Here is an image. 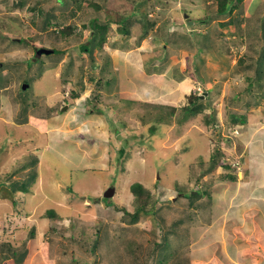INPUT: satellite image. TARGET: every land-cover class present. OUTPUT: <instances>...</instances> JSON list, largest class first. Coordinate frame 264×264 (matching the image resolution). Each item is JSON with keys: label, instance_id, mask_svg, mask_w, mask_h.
Wrapping results in <instances>:
<instances>
[{"label": "rangeland", "instance_id": "1", "mask_svg": "<svg viewBox=\"0 0 264 264\" xmlns=\"http://www.w3.org/2000/svg\"><path fill=\"white\" fill-rule=\"evenodd\" d=\"M94 1L102 6L107 5L105 0ZM113 1L114 8L117 5V9H121L123 1ZM154 1H156L155 8L151 15L159 16V11L166 9L164 17L162 20L159 18L157 25L148 29V33L144 39L141 38L140 42L137 37L143 35V32L138 23L130 24V31L127 34H121L119 30L115 29L113 23L108 24L109 30L105 34L106 42L102 50L110 58L109 65L111 67L109 68L112 70L115 66L117 67L116 79L111 83L104 81L107 79V72L99 73V66L102 63L99 53L101 54L102 50L97 46L94 47L92 53L96 59V68H92L90 52H87L86 48L82 51L79 47L81 43H86L92 34L90 27L86 26L91 15V8L86 0L74 3L67 8L62 6L63 3L56 2L58 8L51 9L54 15L49 14V18L40 10L29 9V3L17 9L1 10L0 90L6 85L8 86L0 91L2 112L10 102L7 97L11 96L13 100L16 98L14 102L17 100L20 101L18 103L28 102L27 106L29 107L24 106L26 108H32L30 104H34V102V107L39 109L47 104L60 105V109L56 110L57 113L54 112V114L68 116L67 114L80 113V115L86 116L85 114L90 110V104L87 103L88 100L86 102V99L91 97V94L86 97L84 106L81 107L83 103L80 102L82 101V98L79 97L80 93L85 88L91 93L90 90L95 88L94 81L100 80L99 98L96 102L103 109V113L94 124L96 128H101V125L105 126L108 121L113 124L104 139L106 142L105 151L110 159L108 163H111L112 166L109 171H92L84 162H78L84 166L76 169V163L73 161H69V163L57 161L53 163L56 166L54 173L58 175L61 172L62 175V172L70 171L71 182L65 179L67 183L63 188L61 182L57 180L55 188L51 185L52 180L50 179L41 182L40 187L36 188L37 184L34 179L29 183H32V186L26 193L19 189L20 184H15L17 191L15 206L12 202L14 195L9 189V181L15 177L18 178L17 174L24 169L22 168L24 166L23 156L31 146H27L23 142L16 148L13 145L15 139L11 134L14 131H12L10 123L1 122L0 118V243L11 242L10 236L3 239L7 237L10 226H15L17 229L16 234L15 232L12 234L15 235V239H21L29 226L33 227L39 223L36 216L42 217L41 215L48 208L53 209L57 214L54 218L57 224L71 225L68 229L69 235L78 234L74 238L75 242L72 243L75 259L74 262L72 259L70 260L68 253L69 264H128L127 256L130 255L127 254L128 250L123 249L127 247L125 242L131 240V236L143 243L153 239L160 242L164 237H169L172 231L173 238H175V226L181 228L178 230L181 231L178 232L181 237L189 238L192 253L187 251L188 258L184 264L224 263L215 246L218 247L219 238L222 241L225 239V241L234 242L239 232L235 227L233 229L234 223L231 221L222 229L220 221L223 222V216L222 214L216 216V209L222 210V213L225 214L230 213L229 220L232 214L246 213L251 210L254 204V199L251 200V198L255 197V190L264 186V102L261 100L256 105L246 108L242 106L244 101L241 99L239 106L228 105L226 99L233 93V88L238 89L247 83L244 71L234 68L236 61L245 56L248 43L247 29L244 23H241L237 29L233 21L219 25L217 22L219 19H214L209 24H206L205 21L198 23L201 16H205L204 20H206L209 14L205 12L207 6L203 5L204 0ZM260 1L262 0H250L247 9L252 11ZM48 2L53 3L55 0H48ZM43 4V1L40 2L36 8L42 7ZM182 6H186L189 10L181 15ZM171 10L172 13L169 14ZM234 15L235 12L232 17ZM181 16L185 18L190 16L193 19V29L198 36L207 31H213L211 35L214 36V39L210 48L201 50L195 44L190 46L180 40L176 43H169L163 37L154 34L157 26L166 19H168L167 27H170L166 29L167 31L175 28L174 30L181 32H191L190 25H186L180 18H177ZM134 17L140 18V14H135ZM39 25H45V29L40 30L41 38L34 40L38 35ZM63 26H69L71 29L66 40L58 42L47 40L51 29L58 30ZM19 39L21 40L19 41ZM223 39L227 41L225 44H228L231 55L218 53L217 49L222 46ZM35 47L56 48L57 50L53 53L41 54L38 58L30 60L32 55L34 56ZM213 48H216L217 52H214ZM60 49L63 50L61 54ZM6 50L9 52L5 53ZM118 50L125 52L119 53ZM56 58L57 60H55ZM119 58L125 59V61ZM157 69H162L160 71L162 73L156 72ZM185 69L188 72L181 77H185V79L181 80L179 73ZM250 73H252V69ZM90 76L95 80L90 79ZM146 81H150V83ZM262 81L264 84V77ZM24 83L26 86L22 87ZM198 86L199 92L201 90L208 92L205 99L202 100L203 111L193 115L183 112V107L188 103V94L195 91ZM73 90L78 93L75 97H72ZM262 90L264 91V88ZM198 91L196 90V92ZM77 97L79 98L77 99ZM75 99L78 102H74ZM228 113L245 115V122L240 123L243 129L237 126L238 124L235 125L241 131L237 136L230 134L223 127L230 121ZM5 114L3 112V115ZM206 114H212L210 119L205 117ZM237 114L234 116L237 117ZM156 118L159 120L161 118L166 122L159 121L152 129L151 125L155 124ZM220 119L223 121L222 131L232 140L229 143L232 145L230 148L226 147L227 145L221 148V154L224 155V150L227 153L224 160H230L232 165L243 157V162L240 164L242 172H237L240 182H236V186L233 181L221 178L223 172H228L227 170L216 169L211 172L206 170V164L214 155V146L219 143L218 134L220 132L214 131L216 126L214 122H221ZM77 125L85 132H88L90 128L88 123L82 120L78 121ZM16 133L17 131H15ZM93 140L88 142L91 143ZM21 146L27 147L22 148ZM242 147H244V151ZM21 149L23 150L21 151ZM36 149L38 147H32L31 150ZM25 157L30 159L29 155ZM46 158L50 160V156L46 155ZM74 159L77 158L74 157ZM248 159H252L254 162H247ZM246 162L247 164H245ZM72 166L75 168L72 169ZM202 170L204 173H201ZM8 176L10 178L7 179ZM133 182H141L147 188L150 197L147 201L145 200V203L142 199V203L144 209L149 208V211L139 210V219L133 224L134 229H128L121 225L125 224L124 219L129 220L130 213L134 212L137 206L136 193H133L130 187ZM38 183H40L39 178ZM74 184L81 187L82 191L80 189L77 191L83 197L80 194L75 195L78 193L74 190ZM109 185L115 186V193L112 197H103L102 192ZM100 186L101 194H98L99 190L97 191V189ZM196 186L207 188L211 196L218 194L219 190L224 194L225 200L216 199L214 201L216 207L209 211L211 199L204 195L202 196L204 205L200 209L195 208L191 218L186 219V214L192 209L191 206H188L191 196L186 194L187 198H185L183 195L189 188ZM69 187H72L71 193L74 196L67 191ZM147 191L144 192V196ZM193 191L196 189L193 188V194H191L192 198H195L196 195ZM200 192L203 193V190L201 189ZM201 193H197L199 194L197 196H200ZM259 193L262 194L258 200L264 207V187L260 189ZM95 196H99L103 203L97 202ZM53 201L55 203L49 204ZM105 203L110 208L113 205L115 207L108 212L110 208H106ZM101 205L103 208L98 214H101L103 219H100L97 214ZM86 208L90 210L87 215H76V212H82ZM157 211L163 218L160 222L157 219L159 212L155 213ZM209 213L215 215V225L219 227V231L216 228L212 231L214 235L210 232L212 229L208 230L205 226L206 223L200 220L201 216H206ZM44 218L47 219L46 216ZM69 218H72V221ZM89 218H93V225L91 220H88ZM255 219L254 224L256 225L264 221V219ZM99 220L102 221L99 222ZM108 222L111 226L103 227ZM196 222L197 224H194ZM188 225H191L189 227L191 228L190 235L186 234ZM60 227L55 224L51 225V229H55V231ZM262 227H264V222ZM3 228H5V234H2ZM41 230L39 229V231ZM17 231H19L18 235ZM61 231L63 230L61 229ZM261 234L264 233L258 232V237L254 236L253 239L260 238ZM223 235L224 238H222ZM42 237L39 234V238L45 239ZM105 240L107 241L103 244ZM147 242L142 244L147 246L150 244ZM111 244L119 248V254L123 253L127 262L120 261L122 258L118 253L114 258L112 257ZM201 246H205L207 249H202ZM209 248L211 251H207ZM257 251L261 252V248L259 247ZM51 252L54 254L53 251ZM157 253L160 255L158 259L154 258L153 262L148 263L147 257L144 264H173V261L165 256L163 250ZM53 257L54 264H58L59 256Z\"/></svg>", "mask_w": 264, "mask_h": 264}, {"label": "trees", "instance_id": "2", "mask_svg": "<svg viewBox=\"0 0 264 264\" xmlns=\"http://www.w3.org/2000/svg\"><path fill=\"white\" fill-rule=\"evenodd\" d=\"M42 1L44 2L42 7L36 8L37 4H39ZM80 1L82 0H55V2L49 3L48 0H0V5H1L0 12L2 9L7 10L8 8H11V10H13V9L23 7L27 3H29L28 5L29 9H33V10L36 9L38 11L40 10L41 13H43L49 18V14L54 15L51 9L54 10L58 8L56 2H58L59 4L63 3L64 5L62 6L64 8L65 7L67 8L68 6L71 7V5L74 3H80ZM86 1L91 8L90 20L88 21V24L86 26L90 27V29L92 30V34H91V37L87 39V42L81 43L79 47H80V50L82 51L86 48L87 52H90V65L91 66H94L95 61H96L95 56L92 53L94 47L97 46V48L102 50L103 45L106 42L105 34L106 32L108 33V30H109L108 24L113 23L115 25V29L119 30L121 34H127L130 31L129 25L132 23H138L139 27H141L142 32H143V35L137 37L138 42H140L141 38H143L148 33V29L153 27L157 23V20H159V18L160 20L163 19L164 12L166 11V9H161V11H159L158 13L159 16H152L151 12L154 10L155 8L154 4L156 3V1L154 0H138V1L122 0L123 2L122 1L121 2L123 5L121 9H117V5L114 8L115 4L113 5V2H114L113 0H105L107 2V5L105 6H102L100 3L95 2L94 0H86ZM204 1H203L204 2L203 5L207 6V9L205 12L209 14L206 20H204L205 16H201L199 18V20L201 21L198 20L197 21L198 23L205 21L206 24H209V22L213 21L214 19L216 20L219 19V21H217L219 22L218 23L219 25L227 24L230 21L231 22L233 21L237 29L241 23L242 24L244 23V26L247 29L248 43H247V50L244 54L245 56L243 58H239L238 59L239 61H236L239 64L236 63V66H234V68H237L236 70L240 69V71L242 70L244 71L245 79L247 83L245 86H242L238 89L237 88L232 89L234 90L233 93L230 94L226 98L228 101L227 103H229L228 105L239 106L241 103V101H239L240 99L244 101L242 103V106L246 108H249L251 105H256L257 103L261 102V100L264 102V91L262 90V88H264V84H262L263 82L262 78L264 77V71H262L264 69V0L257 2V4L252 9V11H249L247 9L250 3V0H204ZM203 5H200V6H203ZM187 10L189 9H187L186 6H182L181 13L186 12ZM234 12H235V15L234 17H232V14ZM171 13H172V10L169 12V14ZM135 14H140V18H135L134 17ZM180 18H181V21L184 22V19H182V17ZM225 18H227V20H225ZM167 24H168V20L162 21V24L161 23L159 24L154 34L157 36L159 35L160 37H165L166 41L169 43L171 42L176 43L180 40V41H183L184 43L189 44L190 46H193L195 44L201 50H207L208 48L211 47L213 43L214 36L211 35L213 31L212 32L207 31L200 36H198L195 30L192 33H190L189 31L181 32L180 30H174L173 32H167L166 30ZM44 29H45V25L43 26L39 25L38 35L34 38V40H36V38H41L40 30H44ZM50 31H51V34L47 36V40H49L50 42H53V41L58 42L59 40H63V39L66 40L67 35L71 32V29L69 28V26H63V27H60L58 30L51 29ZM0 32L2 33V30ZM20 40L21 39H19V41ZM226 42L227 41L223 39L222 46H220L217 49L218 53L221 55L222 54L231 55V53L229 52L228 44H225ZM53 49H54L53 52L57 50L56 48H53ZM213 50L214 52H217L216 48H213ZM59 51L61 54L63 50L60 49ZM105 53L106 52L104 50H102L101 54L99 53L100 59L102 61V64L100 65L101 69L99 70V73L101 74L103 72L104 73L107 72V79H105L104 81L106 83H111V82H114V80L116 79L117 67L115 66L112 70L109 68L111 67V65H109L110 58ZM33 57L34 56L32 55L30 60L36 59L35 57L34 58ZM55 60H57V58ZM251 69H252V73H250ZM161 70L162 69H157L156 72H160ZM187 72H188L187 69L180 72L179 78L184 76V74H186ZM175 75L178 76V74H175ZM90 79H94V77L90 76ZM94 84H95V88L91 90V93H90L91 97L88 98V104H90L89 105L90 112L98 111V108H96V105H97L96 100L99 98L98 88L101 86L100 80H95ZM77 94H78L77 91L75 90L72 91V97L77 96ZM206 96L207 95H205L204 97H200V95L196 92V90L191 91L187 96L188 103L187 105L183 107L182 111L191 113V115L202 112L204 109L202 105V100L203 98L205 99ZM127 101L133 102L131 100H127ZM22 103L27 104L28 102L23 101ZM34 105H35V102H34ZM42 107L47 110L45 117L51 115L56 110L60 109L59 108L60 105H57V106L43 105L41 106V108ZM170 113H172V111H170ZM231 114L233 113H228L229 119H230V121L228 119L229 121L228 123L231 126L237 123L245 122L244 121L245 115H243L242 113L241 114L234 113V114H237V117H235L234 114L231 116ZM211 116L212 114H206L205 117L210 119ZM160 117L163 118L162 116ZM161 118L160 120L156 118L155 124L151 125L152 129L155 128V125L159 121L162 123L166 122V121H162L163 119L161 120ZM218 137H219L218 141L220 143V140L222 137L220 134H218ZM214 147H215L214 155L211 157L210 161L206 164V170L208 171H211L215 167L217 163L216 160L222 156L220 147H218V145H215ZM223 167L229 168V165L223 164ZM201 173H204V171L202 170ZM35 175H36V169L34 168V169H30L28 171L23 172L22 177H18L17 180L12 179L9 181V189L12 191L14 195L13 203L15 206H16V192H17L15 184H20L21 186L19 187V189H21L23 193L24 192L26 193L30 190V186L32 184V183L31 184L29 183L33 181L34 179H36ZM8 178H10V176H8L7 179ZM221 178H223V180L225 179L228 181H234L236 176L233 173H229V174H223ZM130 187L133 193H136L135 199L137 201V206H136L135 211L130 213L129 220L127 219L128 220L127 221L124 219L123 222L125 224L121 225L122 227L124 228L126 227L128 229H132L134 226L133 224L138 221L139 219L138 211L139 210H143L144 212L149 211V208L144 209L142 199H144V203H145V200L147 201V199L150 197L149 192L146 190L147 188L143 186V184H141L140 182H134L130 185ZM200 190L201 189L196 188V191L194 193L196 195L195 198H192V195H191L193 194L192 188H189L188 191H186V193H184L183 195L185 198H187L186 194L191 196L188 206H191L192 209L188 214H186L185 216L186 219L191 218V215L195 208L200 209V207L204 205V198H202V196L206 195L208 199L211 197L209 190L204 189L205 194L201 193ZM145 191L147 192L144 196ZM197 193H201V195L197 196L199 195ZM85 210H87V208ZM52 211L54 210L53 209L45 210L47 214L52 213ZM158 212L159 211L155 213H158ZM161 216L162 215L159 212L157 214V219L159 220V222L163 220ZM92 223H93V220H92ZM51 224H54V223L52 222ZM194 224H197V222ZM191 225H188V232L186 233L188 235H190L191 228L189 227ZM180 229L181 228L178 226L174 227L175 238H173V231H172L171 232L172 237L171 235L169 237H164L160 242H156L154 239L151 241L147 240L148 242L145 240L147 243H150L147 246L143 245L146 242L143 243L142 241L137 240V238H133L131 236V240H128V242H125L127 247L123 249L126 251L128 250L127 254L130 255V256H127L129 258L128 264H139V263L144 264L145 258L147 257H148L147 262L151 263L153 262L154 258L156 260L160 257V255L157 252L161 250L165 252L166 257L168 256V258L171 261H173V264L186 263L187 262L186 260L188 258L187 251L191 252L190 243H189V238H187L186 236L184 237L180 236V233H178V232H181V231H178ZM52 230L53 229L51 228H47L45 233H50L49 231H52ZM104 231L106 232V230ZM182 232L184 233V231ZM36 234L37 232L35 230V225H34L33 227L29 228L26 236L22 238L19 246H17L16 248L14 245H11V243L10 244L4 243V242L0 243V264L5 263L8 258L13 259V260H18V261L24 258L28 251L25 245L26 243H28L30 239L35 238ZM77 236L78 234L64 235L62 238L64 239L65 237L66 239L65 243L61 240V243H62L61 250L66 254L69 253L70 260L72 259L73 262L75 259L74 258L75 254L72 249V246H73L72 243L75 242L74 238H76ZM106 241L107 240H105V242L103 241V244H105ZM48 243H51L53 245L56 243L54 240V236L52 234H50V236L48 237ZM118 249H119L118 247L111 244L110 253H113V256L117 253L119 254ZM119 256L122 258L120 261L127 262L126 261L127 258H125V255H123V253H120Z\"/></svg>", "mask_w": 264, "mask_h": 264}, {"label": "crops", "instance_id": "3", "mask_svg": "<svg viewBox=\"0 0 264 264\" xmlns=\"http://www.w3.org/2000/svg\"><path fill=\"white\" fill-rule=\"evenodd\" d=\"M163 39L166 40L165 37H163ZM7 52L9 51H5V53ZM118 52L121 53L125 51L118 50ZM119 59H121L122 61H125V59H122V58H119ZM95 65L92 66V68L93 67L96 68ZM134 67H137V66H134ZM100 69L101 67L99 66V70ZM158 73H162V72H158ZM182 79H185V77L181 78V80ZM147 83H150V81H148ZM6 87L8 86L6 85L0 91H3ZM82 91L80 93L81 95L79 96L82 98V101H80L81 104L83 103L81 107L84 106V101L86 97H88L90 94L88 92V89L86 88ZM79 97H77V99ZM7 98L9 99L10 102H8L9 105L4 108L3 112L6 113L5 115H3L2 109L0 108L1 122L4 121V122L10 123L11 129L12 131H14L11 134L13 138L15 139L13 141L15 144L13 143V145L16 148H18L17 147L18 144L23 143V142L26 143L27 146H31L29 150L26 149L27 152H25L23 156L24 166H22V168L24 169L19 171V173L17 174L18 177H22L23 172L35 168L36 169V175H35L36 179L34 181H36V184H37L36 188L40 187L41 182L47 181L50 179L52 180L51 185L54 186L55 188L57 185V182H56L57 180L61 182V185L64 188L66 187L65 183H67L65 179L71 182L70 171H68L67 173L62 172V175L60 172L58 175H56L54 173L56 166L53 163L57 161H60L62 163H69V161H73L76 163V169L83 168L84 166V165L78 164V162H84L88 164L89 169L92 171L101 172V171H109L111 169L112 167L110 165L111 163H108L110 159L108 158L107 152L105 151L106 142L104 139H106V136L108 135L107 133L110 130V127H112L111 125L113 123L108 121V124H106L105 126L101 125V128L95 127L94 122L103 113V109L100 108L98 105H96V108H98V111L90 112L89 110V112L85 114L86 116L80 115V113L67 114L68 116L66 115L64 116L63 114H56L57 111H55L56 112L55 114L53 112L51 115L45 117V114L47 113L46 109L36 108L33 106L34 105L33 103L30 104L32 105V108L31 107L26 108L24 106H27V104L25 103L23 104L22 102L18 103L20 102L19 100H17V102H14L16 101V98H14V100L11 96ZM77 99H75L74 102H78ZM87 100L88 98L86 99V102ZM16 103H17V106H16ZM81 120L85 121V123H88V125L90 126L88 132L83 131V128L77 125V122ZM15 131H17L16 134H15ZM18 131L20 132L18 133ZM88 137L89 139H87ZM89 140L90 141L93 140V141L89 143L88 142ZM27 146L25 147L21 146V147L26 148ZM34 146L38 147V149L32 151L31 149L32 147L35 148ZM22 150L23 149H21V151ZM242 150L244 151V147H242ZM243 153L245 154V152ZM26 155H29L30 159H27L25 157ZM46 155L50 156V160H47ZM71 155H73L77 159H74V157H72ZM241 161L243 162V157H241ZM247 162L253 163L254 160L248 159ZM247 162L245 164H247ZM72 167H73L72 169L75 168V166H72ZM38 178H39L40 183H38ZM54 178L56 179L55 181H54ZM17 179L18 178L15 177L14 180H17ZM233 182L235 183V186L237 184L236 182H240L239 175L235 178ZM262 187L264 186H261L259 189L255 190L256 195L255 197L251 198V200L254 199V204L251 210L246 213L240 212V214L238 213L232 214V217L229 220L230 213L227 212L225 214V213H222V210L216 209L217 210L216 216L221 215V214L223 216L222 217L223 222L220 221V223L222 224L221 225L222 229H223V226L225 228V225H228L229 221H231L234 223L233 229L235 227L236 231L239 232V235H237V238L235 237L236 240L234 242L225 241V239H223L222 241L219 238L220 242L218 243L217 248L215 246V249L219 252V255L222 261H224L223 264H264V234H261L260 238L256 240L253 239L254 236L258 237V232L261 231L264 233V227H262V223L264 221L263 222L261 221L259 225L254 224L256 222L255 218H257L258 220L264 219V207L261 205V203L258 200V197L262 194V193H259ZM80 188L81 187L79 185L76 186L74 184V190L77 191ZM100 188L101 186L97 189V191L99 190L97 192L98 194H101L100 190L102 188L101 189ZM67 191L71 193L72 187H69ZM80 191H82V189H80ZM77 193L78 194H75V195L80 194L78 191ZM71 195L74 196V194L72 193ZM13 199H14V196H12V202H13ZM210 199L211 201L209 202L211 203V205L209 207V211L211 208L214 209L216 207L214 206L215 204L214 201H216V199L225 200L224 194L220 193L219 190H218V194L211 196ZM55 201L50 202L49 204H53L55 203ZM102 208L103 206L101 205L100 208L97 210V214L99 211L102 210ZM88 211L90 210L87 209L82 212H76V215H87ZM46 212H44V214L41 215L42 217L40 216L37 217L39 221V223L35 225V230L37 234L35 238L30 239L28 243H26L25 246L27 247L26 249L28 251L25 257L22 258L20 261L8 258L7 261L2 264H54L55 261L54 262L52 261V258H54L53 256H57V257L59 256L57 258L58 264H69L68 259H67L68 253L66 254L61 250V244H62L61 240L65 243L66 239L65 237L63 239L62 237L64 235H69L68 229L69 227H71V225L70 224L69 225L68 224L66 225L58 224L57 225V222L54 221V218L57 216L55 211H53L50 214L49 213L47 214ZM108 212H110V209ZM44 216H46L47 219H45ZM214 216L215 215L209 213L205 217L201 216L200 218V220L206 223L205 226H207L208 230L212 229L210 232L213 235L214 233L212 231L214 230V228H216L219 231V227L215 225L216 221H215ZM98 217L100 219L104 218L101 214H98ZM69 219L71 220L72 218H69ZM88 220H91V224H92L93 218H89ZM52 222L57 226H61L60 229L59 230L57 229V231L53 229L54 231L52 230V231H49L50 233H45L47 228H51L52 224L50 223ZM110 226L111 225L108 222V224L107 225L105 224L103 227L106 228ZM201 226L203 225L201 224ZM4 229L5 228H3L2 234H5ZM39 229H42V230L39 231ZM61 229L63 231H61ZM16 230L17 229L15 226H10L9 233H8L9 235L7 234V237L3 238V239H7L8 236H10L11 242L9 243H11V245H14L15 248L19 246L20 241L22 240L24 236H26L27 231L29 229H27L26 233L24 234V236L21 237V239H18L20 241L15 239V235H12ZM18 234H19V231H17V235ZM39 234H41V237L43 236L42 238H45V239L39 238ZM50 234L54 236V240L56 242L54 245L51 243H48V237L50 236ZM224 237L225 236L223 235L222 238ZM3 241L6 242V240H3ZM201 247L202 249H207L205 246H201ZM259 247L261 248V252L257 251ZM51 251H53L54 254H52ZM56 251H58V254H56ZM207 251H211V248H209ZM115 255L112 257L114 258Z\"/></svg>", "mask_w": 264, "mask_h": 264}, {"label": "clouds", "instance_id": "4", "mask_svg": "<svg viewBox=\"0 0 264 264\" xmlns=\"http://www.w3.org/2000/svg\"><path fill=\"white\" fill-rule=\"evenodd\" d=\"M186 1H188V0H186ZM183 14H185V12H183ZM181 15H182V13H181ZM182 17V19H184V22H185V24L186 25H190L189 26V28H190V33H192L193 31H194V29H193V27H191V26H193V19L190 17V16H188V18H185V17H183V16H181ZM177 18H180V17H177ZM166 20H168V19H166ZM180 20H181V18H180ZM188 20H191V23L190 24H188ZM173 22H174V20H173ZM157 25V24H156ZM174 25V24H173ZM172 25V26H173ZM158 27V26H157ZM170 27H167V29H169ZM175 29V28H174ZM174 29H171V30H168L167 32H173L174 31ZM143 39H144V37H143ZM54 50V49H53ZM36 58V57H35ZM198 89H199V86H198V88H196V90L198 91ZM202 91V90H201ZM200 91V92H201ZM200 92L198 91L197 93L200 95V97H204L205 95H207V90L206 91H202V94H200ZM204 92H206V93H204ZM203 95V96H202ZM219 121H221V122H214V124L216 125L215 127H214V131H218V132H220V134H221V140H220V143H216V145H218V147H220V149L221 148H224V146L225 145H227L226 147H228V148H230L232 145H230L229 143L230 142H232V140H231V138L229 137V136H226V134H224V132L222 131V125H223V121L220 119ZM238 124V125H237ZM237 124H234L233 126H231L229 123H227V124H224L223 125V127L225 128V130L226 131H228L230 134H232V135H235V136H237V135H239L240 133H241V131H240V129L239 128H237L235 125H237V126H240V128L241 129H243L242 127V124H240V123H237ZM231 136V135H230ZM229 144V145H228ZM224 152V155L222 154V156L221 157H219L217 160H216V165H215V167L211 170V171H214V170H216V169H219V171H222V170H227L228 172H226V171H224L223 172V174H229V173H233L236 177H237V172H242L241 170H242V167H240V164L242 163V161H241V159L240 160H238V161H236L234 164H230V160H228V161H226V160H224L225 159V155L227 154L226 153V151L224 150L223 151ZM228 155H229V151H228ZM223 164H227V165H229V168H225V167H223ZM233 167V168H232ZM223 168V169H222ZM210 171V172H211ZM234 172H236V173H234ZM134 183V182H133ZM141 183V182H140ZM198 184V183H197ZM114 186V185H113ZM112 185H109V186H107L106 188H105V190L108 188V187H112L113 188V193H112V195L111 196H109V197H112L113 196V194L115 193V186L113 187ZM130 188V187H129ZM193 188H197V189H202L203 187L201 186H196V187H192V189ZM204 189H206L207 190V188H203V194H205V190ZM208 189H210V187H208ZM104 192V191H103ZM103 192H102V196H103ZM193 192H195V191H193ZM211 195V194H210ZM82 196V195H81ZM118 196H120V195H118ZM83 197V196H82ZM96 197V199H97V202H101V200H100V197L99 196H95ZM104 197V196H103ZM120 199V198H119ZM101 203H103V202H101ZM105 205H106V208H110V206L107 204V203H105ZM115 207V205H113V206H111V208H110V210H112L113 208ZM20 209V208H19ZM48 209V208H47ZM20 211H22V209H20ZM24 211V210H23ZM45 212V211H44ZM203 217H205L204 215H203ZM36 218H37V216H36ZM96 221V220H95ZM102 220H99V222H101ZM92 225H93V223H92ZM91 225V226H92ZM97 225V224H96ZM30 228V226L28 227V229ZM100 229L102 230V227H100Z\"/></svg>", "mask_w": 264, "mask_h": 264}, {"label": "water", "instance_id": "5", "mask_svg": "<svg viewBox=\"0 0 264 264\" xmlns=\"http://www.w3.org/2000/svg\"><path fill=\"white\" fill-rule=\"evenodd\" d=\"M191 23V20H188V24ZM53 52V48H46V47H35L34 49V57L38 58L41 54H47V53H52ZM25 83L22 84V87H25ZM206 93V92H204ZM203 96V95H202ZM113 193V188L112 187H108L106 190H104L103 192V196L104 197H109L111 196Z\"/></svg>", "mask_w": 264, "mask_h": 264}]
</instances>
